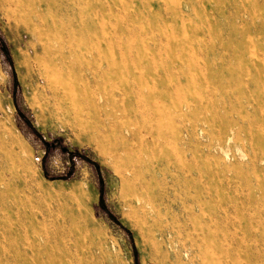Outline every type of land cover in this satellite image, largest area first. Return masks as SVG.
<instances>
[{
  "label": "rangeland",
  "instance_id": "374dc122",
  "mask_svg": "<svg viewBox=\"0 0 264 264\" xmlns=\"http://www.w3.org/2000/svg\"><path fill=\"white\" fill-rule=\"evenodd\" d=\"M89 49L130 54L126 94L113 79L91 90L136 124L144 160L153 123L173 163L179 136L190 144L177 181L191 187L148 192L164 234L128 204L137 182L108 154L116 140L99 144L103 123L45 91V67L83 89ZM150 99L160 117L142 112ZM0 153V264H264V0H0Z\"/></svg>",
  "mask_w": 264,
  "mask_h": 264
},
{
  "label": "bare ground",
  "instance_id": "6f19581e",
  "mask_svg": "<svg viewBox=\"0 0 264 264\" xmlns=\"http://www.w3.org/2000/svg\"><path fill=\"white\" fill-rule=\"evenodd\" d=\"M42 53L44 56L51 58L54 62L56 60H59L62 64L67 62L63 55H56L48 46L42 47ZM88 54H90V59L87 60L82 58V64H84L82 70L83 89L74 91L67 82L66 84H59L58 81L56 82V79L61 77L60 69L56 67L52 69L45 67L44 69L39 68L41 77L46 84L45 91L50 93V100L55 103L54 109L59 113L65 116H74L77 120L84 118L86 115H91L92 117L95 116L103 123L104 128L98 129L96 133L99 144L112 139L116 140L118 147L113 151H108V154L114 159L120 155H125L127 161L120 171L127 173L132 177L134 182H137L128 194V204L130 206H135V212H138L136 216L145 226L164 234L166 230L159 227L156 221H154V218L158 216L159 212H156L157 207L153 202L155 199L153 200L152 197L148 195V192L161 195L168 190L180 189L186 191L191 187L189 181H183L181 183L177 181L178 177L188 179L193 174V157L190 160L188 157L189 153H191L190 144L184 135L179 136L178 143H180L182 157L179 163H173L168 154H158L157 151L161 144L159 145L157 138L160 139L163 133L161 132V124L155 127L153 123L150 126V130L151 132H156L157 138L147 141L146 146L148 148L153 146L156 150L151 159L144 160L142 157V149L140 148L142 139L139 137L137 128H135L136 124H127L119 120L115 110H112L113 107H117V103H108L106 98L100 103L95 97V90H91L93 88L100 89L101 85H106V83L113 79L111 86L112 90L115 93L117 92L118 96L126 94L127 91L131 89V86L128 85L124 79L126 70V66L124 69V63L125 59L130 57V54L128 53L127 56L123 55L120 57L119 61L115 57H112V55H104L102 51L98 49H89ZM127 73L129 74V72ZM101 78L105 79L102 80ZM135 81L133 85L138 83L137 79ZM134 88L136 87L134 86ZM150 100L155 102L156 105L146 106L143 108L142 112L148 118L160 117L159 112L161 105L159 101H156L157 99ZM114 127L118 128L117 132H115ZM163 137L166 139L165 136ZM6 158L0 153V163L6 160ZM157 169L158 172L166 176L164 177V184H158L154 181ZM201 189H203V186ZM154 214L156 216H154Z\"/></svg>",
  "mask_w": 264,
  "mask_h": 264
}]
</instances>
